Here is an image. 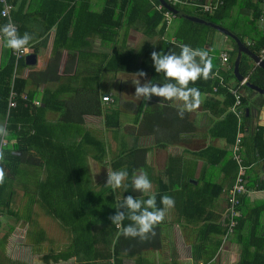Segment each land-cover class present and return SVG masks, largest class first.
I'll return each instance as SVG.
<instances>
[{"label":"crops","instance_id":"1","mask_svg":"<svg viewBox=\"0 0 264 264\" xmlns=\"http://www.w3.org/2000/svg\"><path fill=\"white\" fill-rule=\"evenodd\" d=\"M103 2L104 0H91L87 11L99 13ZM25 8L27 9L26 4L24 10ZM34 9L35 4H31L24 21L25 30L33 36V40L27 45V54L23 57L26 67L16 70V77L26 80L27 88H30L28 75L37 72L36 86L33 88L37 93L36 100L40 99L43 91L54 92L59 84L65 85V89L58 94L62 111H74L77 103H83V95L90 93L89 90L96 92V99L88 105L99 106L98 115L82 114L80 119L73 116L72 120L60 123L62 112L49 109L46 110L44 119L49 124H79L77 128L89 135L87 141L82 140L89 144L96 141L102 146L104 155L101 160H94L92 147L84 156V175L90 192L96 193L108 188L104 186L107 171L128 172L129 182L124 181V186L115 192L108 188V198L111 200L101 201V208H111L110 210L116 213V196L121 199L127 195L147 199L146 195L132 188L133 177L141 171L147 172L152 182L151 193L165 191L173 198L174 205L167 210L164 221L155 226L156 235L153 237L149 234L148 239L144 241L138 237L125 238L119 234L115 225L109 223L100 224L95 228L88 224L82 234H74L67 231L64 223L57 218L38 216L32 207L35 222L44 234L41 242L37 243L38 237L34 236L36 242L32 243L26 237L28 224L8 215V209L0 211V264H237L239 247L230 239L221 242L214 255L206 262L200 259L202 249L198 248L201 244L207 245L210 240L220 239L210 234L209 241L206 240L203 225L208 214L210 219L207 222L211 224L221 226L223 220L224 192L229 187V180L222 178L220 164L217 163L219 154L215 150H226L231 157V144H226L217 136V132L211 134L210 130L221 122L227 113V106L225 107L221 97L202 91V78L194 84H189V87L200 90L199 107L185 112L183 119L177 116L174 102L156 96L145 101L134 95L135 86L132 80L137 78L135 73L141 70L147 73L146 77H140L142 84L145 80L161 85L169 82L165 80L163 73H156L150 54L154 50L179 54L181 47L174 41L175 31L182 30L179 23L173 19L160 34L145 35L142 22L136 20L118 31L114 44L104 38L89 37L82 47L76 45L75 48L79 46L77 50L83 51L79 60L76 50L62 49L56 68H53L50 54L54 27L45 32L46 21L36 16ZM158 28L159 26L155 32ZM161 39L164 43L159 44ZM42 40L43 44L36 46L38 53L32 56V47ZM225 42V36L215 30L211 48L217 49L218 53L227 50ZM206 48L205 46L204 49ZM140 50L142 52L137 54ZM129 51L133 52V56L128 55ZM112 52L117 54L114 58L117 71H112L115 70L112 67L114 62L110 61ZM28 57L30 59L26 60ZM235 57L236 55L232 63ZM1 61L2 44L0 63ZM120 67L134 71L119 70ZM228 84L234 85V82L229 81ZM104 93L112 98V103L100 102L99 94ZM253 99L255 96L250 98V101ZM53 105L55 108L59 104ZM109 110L117 113L118 126L115 128L104 126L103 116ZM114 120L112 116L107 124H114ZM248 124L255 129L262 128L264 136V103L257 109H250ZM248 137L249 135L245 136L243 140ZM63 138L62 142L67 145L76 144L81 139L76 131ZM260 147L264 152V146ZM247 151V163L244 162L247 172L254 173L264 183V159L252 149L247 148ZM43 174L44 172L40 176ZM186 182L190 186L186 187ZM206 183H222L223 189L216 199L203 206L202 196L198 194L199 189L203 190ZM14 188L9 210L18 211L20 214L24 212V190L19 186ZM30 189L28 186L26 192ZM250 191L247 194L250 202H264V190ZM160 201L156 198L157 207ZM183 212H188L187 219L181 217ZM70 221L72 222L73 218ZM259 222L264 225V211L259 216ZM126 223L128 226L131 221L126 218L123 224ZM50 225L52 232L49 234L46 229ZM35 233H38L37 230ZM3 237L5 240L2 242ZM74 238L77 243L73 246ZM196 248L199 251H196ZM46 255L49 259L44 262L42 257Z\"/></svg>","mask_w":264,"mask_h":264},{"label":"trees","instance_id":"2","mask_svg":"<svg viewBox=\"0 0 264 264\" xmlns=\"http://www.w3.org/2000/svg\"><path fill=\"white\" fill-rule=\"evenodd\" d=\"M90 1L7 0L13 6V10L10 13L11 21L16 25L21 36L28 32L25 30L24 21L31 4H35L33 13L44 22L46 21L45 32L54 27L50 54L53 68H56L62 49L76 50L78 53L77 59L79 60L83 51L77 50V48L79 46L82 47L86 43V38H104L114 44L118 31L123 26H129L136 20L142 22L145 35L160 34L165 31L162 16L154 8V5L158 3L157 0H104L99 13L87 11V5ZM25 4L27 9L25 8L24 10ZM173 8L186 15L218 25L221 28V31L218 32L222 33L226 38L225 44L229 69L223 70L219 64L218 50L211 48L212 36L215 30L176 16L174 17V20L182 28V30L175 31L176 34L174 33L176 45H189L194 49L207 47L204 50L208 51L212 59V74L216 73V76L214 78L211 75L207 80L202 78V82H200L203 87L202 91L221 97L223 104L225 107L227 106V113L221 122L211 128L210 133L217 132V136L230 145L234 141L236 121L234 116L228 111L233 98L227 88L233 87L238 83L232 71V59L237 53H239L238 75L246 78V82L249 84L264 90V71L254 65V58L258 50L264 45V26H258L256 21L259 11L258 2L256 0H223L222 5L211 15L198 13L193 8L189 9L186 6L175 5ZM5 23V19L0 18V26ZM158 26L159 28L155 32ZM28 33L30 34V32ZM43 41L32 47V56L38 53L36 46L43 44ZM247 41H250L252 45H245ZM158 42L159 44L164 43L162 39ZM76 45L79 46L75 48ZM243 49V52L240 51ZM11 51L4 47L2 43L0 119L2 123H5L4 125L8 129L9 135L4 139L5 159L0 162V167L4 168L6 174L4 183L0 184V211H7L8 209V215L15 220L25 221L28 224L26 237L32 243L36 241L39 243L44 238L43 231L38 228L35 222L32 207H36L46 216L57 218L64 223L67 231H71L74 234H82L88 224L94 226L93 228L103 223L112 224L109 216L115 214L114 210H110L111 208L109 210L103 209L100 206L101 201L111 200V198H108L110 196L109 189L106 188L96 193L90 192L86 186V177L84 175V156L87 152H90L89 149L92 147L94 160H101L104 155L102 146L96 141L89 144L82 140L85 139L87 141L89 135H85L81 129L77 128L79 124H49L44 119V114L49 109L62 112L60 123L72 120L73 116L80 119L82 114L98 115L100 113L99 106L92 107L88 105L96 99V92L89 90L90 93L82 96L83 103H77L78 105H75L72 112L66 109L62 111L58 100V94L65 89V85L59 84L54 92L43 91L40 99L36 100L37 93L33 88L36 86L37 72L35 71L28 75L30 88H27V81L16 77V70L26 67V62L23 57L15 62ZM141 52L142 50L137 54ZM110 55H112L110 61L114 62L112 67L115 69L112 71H117L116 60L114 59L117 54L112 52ZM128 55L133 56V52L129 51ZM120 56L123 58L122 55ZM119 70L134 71V69L128 70L126 67H120ZM217 77L222 78L223 85L218 84ZM229 81H233L234 85H229ZM213 87L216 88L215 92H212ZM10 91H13L16 95L15 106L12 109H7V96ZM241 91V105L247 110L243 114L242 119L244 124H248L250 109L261 107L264 103V96L257 95L245 85L241 87ZM104 95L106 93L99 94L100 102H102L101 96ZM253 96H255V99L250 101ZM110 99L111 102L102 103H112L113 100L111 97ZM33 101H37L39 103L38 106H34L32 104ZM53 104L59 105L55 109ZM116 114L115 111L110 110L104 114L105 127L115 128L118 126ZM112 116L115 119L114 124H107ZM248 127H251V124H248ZM74 131L79 134L81 139L76 144H64L62 142L64 141L63 137L70 135ZM248 135V139H242L241 141V157L244 162L246 161L245 155L248 152L247 148L252 149L256 155L264 159L263 148L260 147V145L264 146L263 129L258 127L246 136ZM215 151L219 154L217 163L220 164V170L224 176L222 178L229 180L230 187L235 171L234 163L228 151ZM42 172L44 174L40 176ZM246 179L248 190H264V183L254 173L247 172ZM129 180L130 177L128 176L125 180L126 183ZM221 184L206 183L203 190L199 189L198 195L202 196L203 206H207L210 201L220 195L223 189ZM14 185L24 190V212L20 214L18 211L10 212L9 210L12 195L15 191ZM184 185L186 187L190 186L187 182ZM28 186L31 189L26 192ZM163 195L169 194L165 191L155 193L156 198L160 200ZM159 205L158 208L163 207L161 201ZM237 210L240 216L236 219V224L231 233L226 235V228L224 227L226 220L224 218L221 226H219L207 222L210 219V214L205 216V224L203 225L205 239L209 241L208 237L212 234L220 237L221 241L220 239L210 240L207 245L203 246L201 244L198 246V248L202 249V256H199L202 262L210 260L220 243L230 239L239 247L237 264H264V225L259 222V216L264 211V202H250L247 195H243L239 199ZM186 214L189 215L188 212H183L181 217L187 219ZM71 217L73 218L72 222L70 221L72 220ZM122 226L126 227L127 223L126 225L122 223ZM35 230L38 233H35ZM34 236L38 237L36 241ZM5 237L2 238V242ZM75 239L73 240V246L77 243ZM196 251H199V249L196 248ZM48 259V255L42 257L44 262Z\"/></svg>","mask_w":264,"mask_h":264},{"label":"clouds","instance_id":"3","mask_svg":"<svg viewBox=\"0 0 264 264\" xmlns=\"http://www.w3.org/2000/svg\"><path fill=\"white\" fill-rule=\"evenodd\" d=\"M4 15H7L5 11ZM33 40V36L25 32L22 36L18 33L16 25L9 18L8 22L0 26V42L4 47L15 52L27 51V45ZM179 54L152 51L150 56L156 73H163L166 83L154 84L151 80H145L142 84L140 77H146L143 70L135 73L136 79L132 80L135 86V96L145 101L153 96L174 102L177 108V116L183 119L185 112H191L199 107L201 93L196 87H189L198 79H209L212 75V59L208 51L200 48H192L189 45H181ZM9 135L4 124H0V162L5 159L4 139ZM5 170L0 167V184L5 181ZM128 177L126 170L107 171L105 187L116 189L124 186L123 182ZM132 188L138 193L146 195L147 199L133 198L128 195L121 199L115 197L114 215L109 216L113 225L119 229V234L125 238H139L141 241L148 239L149 234L155 236V226L164 221L166 212L174 205V200L168 195L161 197L163 207L156 205V196L151 193L152 182L147 172L141 171L132 179ZM122 209V210H121ZM131 223L124 227L125 219Z\"/></svg>","mask_w":264,"mask_h":264},{"label":"built area","instance_id":"4","mask_svg":"<svg viewBox=\"0 0 264 264\" xmlns=\"http://www.w3.org/2000/svg\"><path fill=\"white\" fill-rule=\"evenodd\" d=\"M165 4L168 6H187L193 8L198 13L211 15L215 10L222 5L223 0H163ZM259 5V11L257 15V24L260 27L264 26V0H256ZM154 8L157 12H159L162 16V22L164 26L170 25L171 21L174 19L175 15H173L170 11L166 10L165 7L157 3L154 5ZM13 10L12 4L7 2V0H0V18L5 19L6 23L8 22L10 17V13ZM5 11H7V15H4ZM3 42H0V45ZM245 45H252L250 41L245 42ZM27 54V51H11V55L16 62L21 57H24ZM219 64L221 69H229L228 63V55L226 50H222L218 54ZM256 60L254 62L255 66H258L259 63H264V45L258 50L256 56ZM212 76L215 78L216 73H213ZM218 84L223 85L222 78L217 77ZM246 78H242L236 85L233 87L227 88L229 94L232 96L233 101L232 104L228 107V111L234 116L236 121V132L234 136V141L230 145L231 152V160L234 163L235 171L233 175V180L230 185L224 192L225 198V210L223 218L226 220V224L224 225L225 235L230 234L232 229L236 224V219L239 218L240 214L237 210V206L239 204V199L243 195L249 194L251 191L247 189V179L246 172L247 166L244 164V161L241 157V141L242 139L252 130H256L254 126L248 127V124L243 123V114L245 113V109L241 105L242 91L241 87L245 84ZM216 88H212V92H215ZM15 93L10 91L7 96V109H12L15 106ZM24 98V97H23ZM102 102H111L109 95L101 96ZM32 104L34 106H38L37 101H33ZM2 124H5L4 122ZM5 144V142L3 141ZM225 237V236H224Z\"/></svg>","mask_w":264,"mask_h":264},{"label":"water","instance_id":"5","mask_svg":"<svg viewBox=\"0 0 264 264\" xmlns=\"http://www.w3.org/2000/svg\"><path fill=\"white\" fill-rule=\"evenodd\" d=\"M157 1L160 4H162L165 7L166 10L170 11L173 15H175L178 18H181L183 20H186V21H189V22H192V23H196V24H200V25L206 26L208 28H211V29H214V30H217V31H221V28L218 25H216V24H212L210 22L201 20V19H199L197 17H194V16L186 15L183 12H181L179 10H176V9H174L171 6H168L167 4H165V2L163 0H157ZM240 51L243 52L244 49L240 50ZM29 59H30V57L26 58V60H29ZM255 60H256V58H254V61ZM238 61H239V53H237V55H236V57H235V59L233 61V69H232L233 75H234L236 81H240L242 79V77L240 75H238V72H237ZM258 67L264 71V63H259ZM244 85L247 88H249L250 90H252L253 92L257 93L258 95H263L264 96V90L263 89H260V88H258L256 86H253V85L249 84L248 82H245Z\"/></svg>","mask_w":264,"mask_h":264},{"label":"rangeland","instance_id":"6","mask_svg":"<svg viewBox=\"0 0 264 264\" xmlns=\"http://www.w3.org/2000/svg\"><path fill=\"white\" fill-rule=\"evenodd\" d=\"M187 11V9H186ZM14 186H17V185H14ZM15 198V197H14ZM13 202H15V200H13ZM35 212H37L38 216H42V217H47L46 215H44L41 211H39L36 207H34L33 209ZM49 219V217L47 218ZM47 233H51L52 232V225L48 226V228L46 229Z\"/></svg>","mask_w":264,"mask_h":264}]
</instances>
